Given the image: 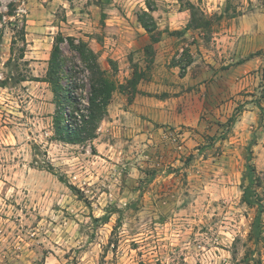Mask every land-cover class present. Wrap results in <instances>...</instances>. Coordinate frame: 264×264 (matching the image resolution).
I'll return each instance as SVG.
<instances>
[{
  "label": "rangeland",
  "instance_id": "obj_1",
  "mask_svg": "<svg viewBox=\"0 0 264 264\" xmlns=\"http://www.w3.org/2000/svg\"><path fill=\"white\" fill-rule=\"evenodd\" d=\"M190 4L207 21L200 28L188 25ZM261 11L264 0H0V264H255L245 253L259 204L264 227V143L237 163L220 161V147H200L208 160L186 151L185 171L157 166L146 146L130 150L106 116L93 139L64 142L44 78L55 34L81 39L121 84L110 103L125 107L153 72L180 74L191 52L219 51L238 36L228 29ZM145 12L152 33L138 20ZM23 17L22 55L12 37Z\"/></svg>",
  "mask_w": 264,
  "mask_h": 264
},
{
  "label": "crops",
  "instance_id": "obj_2",
  "mask_svg": "<svg viewBox=\"0 0 264 264\" xmlns=\"http://www.w3.org/2000/svg\"><path fill=\"white\" fill-rule=\"evenodd\" d=\"M250 18L251 25L228 29L238 36L219 51L198 58L191 52L183 74L177 67H161L149 82L139 84L140 92L127 106L111 102L105 124L137 154L145 146L153 150L157 166L164 162L185 171L186 151L208 160L210 154L198 153L200 147H220V161L237 163L244 147L262 146L264 12ZM157 50L154 62L160 64L165 49ZM164 127L181 132L182 150L165 138Z\"/></svg>",
  "mask_w": 264,
  "mask_h": 264
},
{
  "label": "trees",
  "instance_id": "obj_3",
  "mask_svg": "<svg viewBox=\"0 0 264 264\" xmlns=\"http://www.w3.org/2000/svg\"><path fill=\"white\" fill-rule=\"evenodd\" d=\"M190 9L192 13L189 26L200 28L202 23H207L203 14L197 13L198 11L193 4H190ZM138 20L148 33H152L155 30L152 18L146 12L138 15ZM21 21L22 24L20 26H18L17 20L13 23V30L16 34L12 37V44L14 45L18 39L22 41L23 47L20 50L23 55L26 45L24 17ZM152 39L156 41L157 38L153 36ZM63 44H67L68 49L77 55L79 63L76 64L73 61V65H70V61L63 52ZM259 53L256 52L255 54ZM190 60L188 59L185 64L180 66V74L184 73ZM75 67L80 69L77 71ZM78 73L81 74V78L77 76ZM262 78L263 91L259 98L264 97V68ZM44 80L50 85L57 102L55 119L57 136L60 140L68 143H80L95 137L98 123L107 114L112 93L121 85L117 84V81L108 71L101 67L97 56L85 41L76 40L72 36H65L61 32H57L53 38ZM136 82L137 77L129 81L134 91ZM81 99L84 101L81 102ZM257 100L253 101L257 102ZM241 110L242 108L238 107L237 111ZM236 118V115L232 116L230 122H234ZM247 160L249 161V157ZM250 170L253 171V168L250 167ZM250 189L251 185L245 187L243 192V199L247 205L253 204V201L248 198ZM262 211V205L259 204L254 220L250 224L246 241L245 258H249L251 254L256 253L258 257L255 259V264H261L260 251L264 248V227L261 222Z\"/></svg>",
  "mask_w": 264,
  "mask_h": 264
},
{
  "label": "built area",
  "instance_id": "obj_4",
  "mask_svg": "<svg viewBox=\"0 0 264 264\" xmlns=\"http://www.w3.org/2000/svg\"><path fill=\"white\" fill-rule=\"evenodd\" d=\"M164 136L166 139H168L171 143L175 144V146L177 147V149L182 150L183 149V145L181 143L180 137H181V132L179 130H175L172 128H165L164 127Z\"/></svg>",
  "mask_w": 264,
  "mask_h": 264
}]
</instances>
